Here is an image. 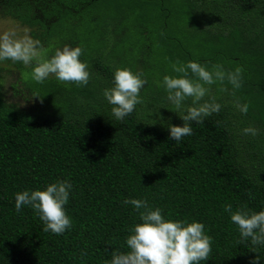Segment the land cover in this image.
Masks as SVG:
<instances>
[{
	"label": "trees",
	"instance_id": "obj_1",
	"mask_svg": "<svg viewBox=\"0 0 264 264\" xmlns=\"http://www.w3.org/2000/svg\"><path fill=\"white\" fill-rule=\"evenodd\" d=\"M0 19L24 27L49 56L81 46L91 71L86 87L54 77L36 84L30 67L0 62V264H104L139 222L126 198L202 221L213 243L201 264L257 256L264 264V247L241 241L224 211L264 208V0H0ZM177 59L243 70L238 90L210 86L220 112L193 122L179 142L168 126L183 120L157 84L175 75ZM119 67L147 81L143 103L123 121L103 97ZM247 126L257 134L245 135ZM57 179L73 184V226L62 235L44 232L30 207L15 209L18 191Z\"/></svg>",
	"mask_w": 264,
	"mask_h": 264
},
{
	"label": "clouds",
	"instance_id": "obj_2",
	"mask_svg": "<svg viewBox=\"0 0 264 264\" xmlns=\"http://www.w3.org/2000/svg\"><path fill=\"white\" fill-rule=\"evenodd\" d=\"M83 52L79 45H64L55 48L49 56L41 42L27 31L23 35H18L15 30L0 32V62L10 60L30 67L31 80L36 84L54 77L61 83L86 87L91 71L87 61L81 59ZM170 67L175 75L166 74L157 84L167 94L166 99L172 106L169 109L183 120L182 125L168 126L170 137L179 142L193 134V122L203 123L205 118L220 112L222 105L209 95L210 86L224 85L227 81L232 89L238 90L242 87L243 70L240 67L226 70L222 64L208 67L195 59H177ZM113 78V86L103 90V97L112 106L111 115L117 121H123L143 103L141 90L147 81L142 73L129 67L117 68ZM220 91H227V88L221 87ZM38 96L41 95L36 92L33 97ZM237 107L242 113L248 111L247 103L237 102ZM242 131L245 135H256L258 130L247 126ZM72 189L69 179H57L43 189L18 191L15 194L16 212L30 207L43 221L44 232L62 235L73 226L66 208ZM123 204L133 207L139 214V222L129 228L126 247L112 250L111 258L104 264H201L209 258L213 237L207 233L202 221L165 216L161 207L151 205L146 198H126ZM224 211L236 225L241 241L250 242L256 252L257 247H264V208L256 211L244 205L234 211L232 204L226 203ZM259 261V256L254 257L251 264H259Z\"/></svg>",
	"mask_w": 264,
	"mask_h": 264
},
{
	"label": "rangeland",
	"instance_id": "obj_3",
	"mask_svg": "<svg viewBox=\"0 0 264 264\" xmlns=\"http://www.w3.org/2000/svg\"><path fill=\"white\" fill-rule=\"evenodd\" d=\"M7 30H15L18 35H23L26 29L13 20L10 19H0V32Z\"/></svg>",
	"mask_w": 264,
	"mask_h": 264
}]
</instances>
